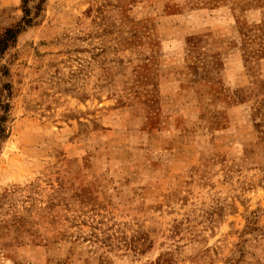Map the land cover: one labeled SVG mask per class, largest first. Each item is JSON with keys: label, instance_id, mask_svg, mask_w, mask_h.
<instances>
[{"label": "rangeland", "instance_id": "1", "mask_svg": "<svg viewBox=\"0 0 264 264\" xmlns=\"http://www.w3.org/2000/svg\"><path fill=\"white\" fill-rule=\"evenodd\" d=\"M16 26L0 264H264V0H0Z\"/></svg>", "mask_w": 264, "mask_h": 264}, {"label": "trees", "instance_id": "2", "mask_svg": "<svg viewBox=\"0 0 264 264\" xmlns=\"http://www.w3.org/2000/svg\"><path fill=\"white\" fill-rule=\"evenodd\" d=\"M24 4L26 2L24 1ZM27 14V11L26 13ZM26 19V18H24ZM24 26H29V21L25 20ZM24 30V27L16 26L14 29L7 30L6 33L3 35L0 41V54H3L8 46L15 42L17 35ZM0 76L5 77L7 76V72L0 71ZM11 92L10 86L8 84L2 86L0 88V146L7 138V123H8V113L10 111V100Z\"/></svg>", "mask_w": 264, "mask_h": 264}]
</instances>
